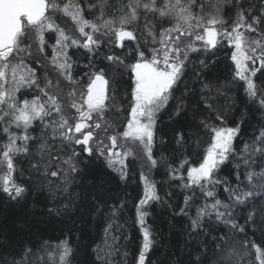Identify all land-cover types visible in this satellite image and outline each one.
Segmentation results:
<instances>
[{
    "label": "snow or ice",
    "instance_id": "6c2138e0",
    "mask_svg": "<svg viewBox=\"0 0 264 264\" xmlns=\"http://www.w3.org/2000/svg\"><path fill=\"white\" fill-rule=\"evenodd\" d=\"M227 2V0H225ZM196 0H126L119 8L118 18L104 19L103 5L96 20L87 19L79 0H0V135L6 137L7 142L0 147V193L5 194L9 200L19 203L24 199L27 187L18 183L14 177L16 168L14 157L18 154H29V142L34 138L29 134L34 122L39 121L46 130L50 129L52 138L60 139L65 146H80V151L73 148L66 159L59 155L53 158L50 151H46V144H41V152L49 156L48 161H43L45 169L43 175L59 177L63 175V183L59 190L65 194L68 204L63 209L59 203L48 208V214L61 215L68 210L75 199V193L70 191L73 174L80 172L77 159L81 153L87 157L98 160L103 158L104 165L115 172L121 181L128 179V164L126 161L135 153L129 144H138L143 155L149 162V168L157 165L153 157L155 143V128L157 114L166 108L175 98V91L185 74L186 62L190 52H209L218 45L226 42L233 48L231 60L235 65V77L243 81L246 95L256 101L259 99L261 109H264V88L259 87L255 81L257 73L264 69V16H251L245 14L246 10L237 13L236 21L231 30L224 27L226 21L219 15L204 17L193 13ZM95 8L96 5H91ZM126 9V11H125ZM222 10L218 4L216 12ZM51 13V14H49ZM56 13L70 17L75 24L79 37L68 33L65 28L57 23ZM149 14L161 19L168 18L174 23L159 32L157 40L151 22L147 21ZM143 15L152 36V42L159 47L151 48L150 58L145 51L137 46L136 62L126 65L124 59L117 55H107L105 59L112 65L127 67L132 74L130 118L122 132L110 135L105 144L102 139L97 140L93 148L92 141L97 139L96 130L103 128L106 132L110 125L104 123L105 113L109 105L106 101L115 102L116 89L113 88L111 97L108 94L109 80L105 76V69H94L91 62L85 67L89 72L86 92L81 90L77 97L76 85L79 84L73 76V65L69 50L72 48L84 49L95 55L103 41L101 37H114L117 47L124 48L126 41L137 39L136 29L129 26L136 24ZM220 27L217 28L216 26ZM246 33H258L257 39H250ZM46 34L54 37L51 43V58L49 63L54 66L60 78L74 87L68 92L71 100L70 107L77 114L75 123L69 122V117L63 112L61 97L53 89L58 88V82L45 78L43 81L36 75V68L26 64L25 57L31 56V45L26 43L31 35L38 41V51L45 52ZM184 38V39H182ZM185 40L187 42H185ZM109 42H113L110 41ZM197 42H200L197 44ZM259 62V67H256ZM249 63L252 67H249ZM201 64H204L201 61ZM207 67V65H204ZM115 70V69H114ZM34 90L37 94L31 99H19L21 90ZM212 108V105H208ZM183 105H178L176 115L179 116ZM196 113L194 112V116ZM217 120L223 122V115H217ZM201 126L212 133L211 142L204 151L202 161L197 166H190L186 171L185 188L199 189L205 200L195 209V214L189 217L190 234L199 235L215 220L213 230L219 226L226 228L222 235L214 238L213 243L217 248L223 249L233 235L244 234L259 223L260 231L264 236V205L259 204L264 200V125L253 136L250 143H245L241 151L240 163L245 166L243 171L237 173V186L233 187L229 181L221 180L218 173L222 165L229 159H236L234 140L240 134V126L227 127L210 125L206 120L200 121ZM16 129L18 131H14ZM177 143L183 147L185 138L183 133L177 134ZM20 143H17V142ZM197 147L199 143L197 142ZM60 160L56 170L49 171L52 163ZM259 162V163H258ZM38 162L34 167L40 170ZM188 163L185 158L179 168L171 169L174 179L185 180L183 169ZM63 166V170L62 167ZM260 171H250L253 167ZM243 176L248 181L244 184L240 180ZM256 179L259 183L252 184ZM143 194L135 204V221L138 224L142 243L136 258V264H150L149 253L155 245V235L149 226L153 202L160 199L156 184L144 172L140 173ZM240 184L247 190H242ZM223 185L227 201L221 200L217 195V186ZM56 187L55 184H53ZM55 198V197H54ZM193 196H186L184 207L180 209L181 215H189L188 209L192 206ZM125 205H109L108 201L98 198L92 205V210L100 219L106 220L104 231L111 237L113 244L106 247L113 248L120 239L119 232L123 225L116 220L123 213ZM117 233V234H114ZM248 245L255 248V259L259 264H264V249L255 245L254 241L245 239L241 242L244 252L247 253ZM53 246L47 242L39 245L21 246L9 251L5 248L0 253V264H73L75 252L69 240H61ZM42 253H46L43 257ZM190 264H204V260H192ZM219 264H227L221 260Z\"/></svg>",
    "mask_w": 264,
    "mask_h": 264
},
{
    "label": "trees",
    "instance_id": "16d2710c",
    "mask_svg": "<svg viewBox=\"0 0 264 264\" xmlns=\"http://www.w3.org/2000/svg\"><path fill=\"white\" fill-rule=\"evenodd\" d=\"M79 2L85 17L95 21L100 14L101 5H103L104 19L118 18V10L126 0H79ZM157 2L160 4L162 0ZM218 4L222 8L219 13L216 12ZM91 5L96 7L92 8ZM241 10H246L245 14L249 17V22L251 16H264V0H227V2L196 0L192 9L194 14L204 17L219 15L226 21L224 27L229 30ZM55 15L61 27L65 30L69 29L72 33L75 31V28L67 26L64 19L67 16L62 13ZM147 21L151 22L157 40L161 28H167L174 23V20L161 19L152 14L148 15ZM145 23L142 15L136 24L129 26V29L133 27L136 29L137 39L125 43L124 48L115 47L114 37H101L103 43L95 55L84 49L69 50L74 61L73 76L80 79L81 84L88 82V77L84 76V73L89 72V68L85 65L91 62L95 66L93 70L105 69V76L109 80L107 87L110 97L113 88L116 89L115 102L106 101L109 108L105 113V121L111 122L110 126H116L119 121L123 125L128 120L132 82L127 67L116 65L110 67V62L105 56L110 54L121 56L125 64L130 65L138 58L137 46L145 51L146 55H151V48L157 47L158 44L152 42V36L145 28ZM261 27L264 29V25ZM246 35L250 39L260 38L258 33H246ZM45 39L47 44L44 56L48 57L53 35L46 34ZM110 39L113 42H109ZM26 43L31 45L33 53L31 58L34 62L33 67L37 70L36 75L43 81L42 75L44 76L45 70L38 64L40 56L34 49L32 40ZM230 59L231 48L226 42L209 52H190L185 74L175 91V98L157 114L153 146V157L157 160V165L149 170L148 175L155 182L160 199L153 202L148 220L155 235V245L148 257L150 264H190L192 260H204V264H219L221 260H226L227 264H259L255 259L254 247L248 245L247 253L241 247V242L247 239L264 249V236L260 231L259 223L249 229L246 237L244 234L229 233V239L223 249L217 248L213 240L222 235L226 228L219 226L218 230H213L214 219L199 235L190 234L189 229V217L195 214V209L204 203L205 198L199 189L190 190L183 186L186 182V171L188 167L197 166L202 161L212 136L211 132L201 126L200 121L206 120L210 125L218 127L240 126V134L234 140L236 159L230 158L221 166L218 173L221 180L229 181L233 187L238 184V171H243L245 167L242 162L239 169L236 167L244 144L250 143L257 130L264 125V109L260 108L259 99L256 101L250 99L246 95L244 82L234 79L235 67ZM201 61L204 64H201ZM45 73L47 75L48 71ZM253 79L259 87L264 88V69H261ZM36 94L34 90L22 89L18 98L31 99ZM181 104L183 110L177 116L175 114L177 106ZM209 104L212 108L208 107ZM115 105L119 107L120 113L116 112ZM220 114L223 115V122L216 119ZM178 133L184 135L183 147L177 143ZM29 134L34 138L29 142L30 153H21L14 157L16 168L14 177L18 183L25 185L28 191L19 203L9 200L5 194L0 193V253H3L5 248L11 251L13 248L47 242L53 246L51 251L55 255V245L67 239L76 254L73 264H136L141 236L135 221L134 206L143 191L140 181L142 168L136 159L132 156L128 158L126 161L128 179L121 181L115 172L104 165L103 158L94 160L81 153L77 157L81 161L80 172L73 174L74 178L70 185V191L75 193V199L66 212L50 216L48 208L59 203L63 209L68 201L65 199V194L59 190L63 176L43 175L45 169L43 161H48L49 156L41 152V144H46V151H50L53 158L58 154L61 159H66L73 148L80 151V146H65L66 142L62 144L58 137L53 139L51 130H46L39 121L34 122ZM6 142V137L0 135V147ZM185 158L188 163L180 169L185 175V180L174 179L171 169L179 168ZM38 162H41L39 171L34 167ZM58 164L60 160L54 159L49 171L56 170ZM61 167L63 170V166ZM249 170L260 171L255 166ZM240 180H243L244 184L248 183L243 176H240ZM252 184L259 188L256 179ZM240 187L242 190H247L243 184H240ZM216 191L219 199L227 201L228 194L223 191V185L217 186ZM190 195L193 196V200L192 206L188 209L189 215L179 214L180 209L185 206V197ZM98 198L107 200L110 206L125 205L123 213L116 220V223L123 225V228L118 233L120 239L115 242L113 248L106 247V241L108 244H113L111 237L104 231L107 221L100 219L92 210V205ZM259 204L264 205V200H260ZM44 255L46 253L41 254L42 257Z\"/></svg>",
    "mask_w": 264,
    "mask_h": 264
},
{
    "label": "rangeland",
    "instance_id": "374dc122",
    "mask_svg": "<svg viewBox=\"0 0 264 264\" xmlns=\"http://www.w3.org/2000/svg\"><path fill=\"white\" fill-rule=\"evenodd\" d=\"M64 19L66 20V22L68 24L67 26L75 28V31L73 33L69 29H66V31L68 33L72 34V35L75 34L74 36H77L79 34V32L77 31V28H76L75 24L73 23V21L71 20V18L70 17H66ZM76 33H78V34L76 35ZM31 40L33 42L34 49L36 50L37 54H39V56H40L39 60H38V64L43 66V70H45V72L48 71L47 75L44 72V76L42 75V77L44 79L47 78V79L52 80L54 84L58 82V88L53 89V91H56L60 95L61 103L63 105V112H64V114L66 116L69 117V122L74 124L75 120H76V117H77V114L75 112V109H72L70 107L71 100L68 97V92L74 86L69 84L67 81L63 80L62 78H60V76H59L58 72L55 70L54 66H52L49 63V60L51 58V48H50L49 56L46 57V55L44 56V53H40L38 51V41L33 36L30 35L28 37L27 41H31ZM262 40H264V39H262ZM52 41L54 42V37H53ZM150 41H151V39H150ZM185 42H187V41L185 40ZM148 43H149V41H148ZM115 47H117V46H115ZM157 47H159V45H157ZM233 50L234 49L231 48V54H232ZM32 55H33V53H32V50H31V56ZM31 56H26L25 57V62H26V64H28L31 67H33V63L34 62H33V58H31ZM146 56L150 58L151 55H146ZM231 62L233 63V66L235 67L234 62L232 60H231ZM120 67H122V66H120ZM249 67H252V65L250 63H249ZM256 67H259V62H257ZM127 69L129 70V74H130L131 82H132V74L130 72V69L129 68H127ZM49 72H50V74H49ZM77 80H79V84L76 85L75 87L77 89V97H79V94H80L81 90L86 92L88 82L86 84H81L80 79H77ZM131 86H132V83H131ZM17 95L19 96V93ZM114 107L116 109V112L120 113L119 112L120 111L119 107H117L116 105ZM106 113H107V111H106ZM129 118H130V110H129L128 119ZM119 122H117L116 126H109L106 132L103 130V128L96 130L97 139H95V140H93L91 142L93 148L96 147L97 140L102 139L105 144H109L110 141L107 139L108 136L116 134V133H119V132H122L124 130L125 126H126L127 121L123 125H121L122 123H119ZM104 123H106L107 125H111V122L109 123V122L105 121V119H104ZM13 130H15V129H13ZM128 146L132 147V149H133V151L135 153L134 158L138 162L139 166L142 168L141 172H144L145 174L148 175L149 170H150L149 162L147 161L146 157H144L142 148L138 144H129ZM3 171H6V168H0V172H3ZM141 184H142V182H141ZM142 194H143V191H142ZM139 231H140V228H139ZM140 236H141V231H140ZM141 243H142V237H141Z\"/></svg>",
    "mask_w": 264,
    "mask_h": 264
},
{
    "label": "bare ground",
    "instance_id": "6f19581e",
    "mask_svg": "<svg viewBox=\"0 0 264 264\" xmlns=\"http://www.w3.org/2000/svg\"><path fill=\"white\" fill-rule=\"evenodd\" d=\"M127 42H133V41H126L125 43H127ZM116 46V45H115ZM119 48V47H118Z\"/></svg>",
    "mask_w": 264,
    "mask_h": 264
}]
</instances>
